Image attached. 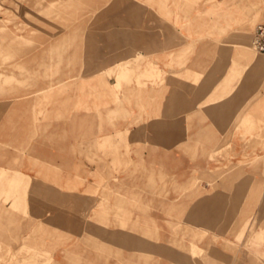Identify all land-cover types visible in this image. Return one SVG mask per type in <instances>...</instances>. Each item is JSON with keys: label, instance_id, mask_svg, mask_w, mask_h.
I'll return each instance as SVG.
<instances>
[{"label": "crops", "instance_id": "obj_1", "mask_svg": "<svg viewBox=\"0 0 264 264\" xmlns=\"http://www.w3.org/2000/svg\"><path fill=\"white\" fill-rule=\"evenodd\" d=\"M185 1L156 0L157 7H147V23L151 24V10H164L173 26L170 34L162 30L148 33L143 45L114 53L132 61L133 87H124L128 83L114 76L108 79L109 87L91 88L86 75L91 68L84 69L83 85L88 87L80 103L74 92L59 98L43 96L51 100L45 109L49 113L46 120L41 115L32 118L26 97L0 98L1 191L11 197L12 184L19 187L10 200L0 198V242L11 235L3 219L12 216L6 209L13 200L32 216L50 219L45 231L50 238L44 243L53 264H264V161L244 165L243 194L235 193L233 180H228L225 199L219 191L176 193L186 186L193 170L200 171L208 163L201 159L193 162L189 153H221L228 145H220L225 132L219 136L217 130L219 126L226 130L248 102L244 93L236 95L243 77L249 75L251 82L264 88V70L261 72L259 63L264 57L254 55L241 38V34L250 33L252 41L256 25L264 21V0H201L195 12L193 7H184ZM199 42L212 43L210 64L200 61L203 56L197 54L208 49L201 46L193 65L174 69V64H184L181 58ZM103 62L90 73L106 69L101 68ZM184 73L193 76L192 97L187 95L186 80L175 78L166 80L164 85L169 84L162 88L139 89L147 84L142 81L145 77L163 79L165 74ZM89 91L95 93L89 95ZM258 96L240 120L248 132L264 122V94ZM92 108L100 111L99 117ZM117 111L124 117L115 118ZM203 120L210 125L204 127ZM30 129L32 138H28ZM123 134L140 139L139 145L130 143L129 149V154L138 156H131L126 163L130 169L138 166L140 172L114 178L108 184L110 191H103L106 183L101 181L111 161L90 162L87 155L96 139ZM187 137L194 139L191 144ZM247 140L248 136L237 148L245 159L253 152ZM256 153L264 157V147L259 146ZM156 180L155 185L165 189L161 195L145 189L149 181ZM201 186L208 184L202 182ZM221 200L225 204L220 205ZM24 225L12 235L23 237L32 232ZM37 226L34 232L39 236L44 231Z\"/></svg>", "mask_w": 264, "mask_h": 264}, {"label": "rangeland", "instance_id": "obj_2", "mask_svg": "<svg viewBox=\"0 0 264 264\" xmlns=\"http://www.w3.org/2000/svg\"><path fill=\"white\" fill-rule=\"evenodd\" d=\"M139 1H142L141 4H138ZM184 4L186 5L184 7L188 10L193 7V12H195L198 4L200 6L201 0H186ZM157 5L156 0H0V98H3L4 95L12 98L26 97L28 100L27 111L32 114L33 119L36 118L35 115H41L44 120L49 119V113L45 109L50 106L51 100H46L43 96L49 99L52 95H55L59 98L61 96L66 97L67 92H74L77 104H79L82 96L86 94V87H88L83 85V70L91 68L89 69L91 72L102 61L104 62L101 68L105 67L106 69L102 70L101 73L87 71V82H91V88L97 86L109 87L108 79L109 81L110 78L113 80L114 76L122 78L128 83L123 84L124 87H133L135 84L130 83L132 61L126 57L115 56L114 53L128 47L143 45L148 33H159L162 30L166 34H170L173 26H171V20L164 13V10L158 8L155 11L151 10V24L148 25L147 23L149 18L147 7H157ZM158 18L162 19L163 22H158ZM153 20L156 21L155 24ZM226 34L223 36H226ZM241 38L244 42H248L251 39V34L243 33ZM211 45L212 43L199 42L186 52L185 58H181V60H184V64H174V69H182L185 65L188 67L193 65L196 59L193 57L199 52L201 46L204 50L207 47L208 49L203 54L199 53L197 55L203 56L199 57L200 61L203 59L205 60L204 63L210 64L211 54L209 49L212 47ZM110 56L114 57L110 58ZM262 68L261 72L264 70V66ZM95 70L98 72V69ZM89 74H91L90 77H88ZM248 76L246 74L243 77L242 84H240L241 89L239 88L236 93V95L244 93V97H242L248 102H244L242 105L244 108H240V111L235 113L234 119L227 124L228 128L226 130L222 128L223 126H219L220 129L217 130L219 136H222V133L225 132L220 145L223 147L227 143L228 145L225 149L222 148L224 150L220 148L221 153L198 155L192 152L189 153L188 155L193 162L201 159L204 162L208 161V163L200 171L193 170L186 186H182L180 191L177 190L176 193H186L188 195L200 190L207 195L210 192L219 191L225 199L229 188L228 180H233L236 183L234 186L235 193L243 194L244 187L241 185V179L244 165L249 166L260 162V160L264 161V157L259 158L256 153L259 146L264 147V122H261L259 129L251 132L246 131L244 126L240 125L241 118L254 106L260 92L264 94V88L251 82ZM172 78L186 80L187 95L188 97L193 96L195 92L193 76L185 73L182 75L165 74L163 79L154 77L150 80L145 77L142 81L147 84L142 85L139 89L145 91L149 86H161L162 88L166 84L168 85ZM166 80L168 82L164 85ZM66 81L74 84H62ZM261 82L264 86V76ZM242 87H245V90ZM50 88L54 89L44 91ZM106 89L114 97L113 92L108 88ZM50 92H53V94H50ZM93 93L95 92L89 91V95H93ZM122 96L125 97L126 95ZM94 97L99 98L98 96ZM115 102L119 104V101ZM36 110L38 113H36ZM97 110L91 109L99 117L100 111ZM114 117L122 118L124 113L122 115L117 111ZM201 123L204 127L210 125L208 120H203ZM33 124L34 122H32V126ZM31 130H28V138H32L34 135ZM188 130L189 133L190 128ZM246 136L250 139L247 140L246 145L253 147L252 155L247 159H245L246 156H241L239 149H237ZM129 138V134H123L106 140L98 141L96 139L91 144L90 153L87 155L90 162L111 161V168L101 181V183H106L103 191H110L108 184L114 178L131 177L140 172L139 169H136L138 166L130 169V163L126 164L131 156H138L133 153L129 154L130 143L131 146L140 144L138 137L132 136ZM191 139L193 138L187 137L185 139L187 144H191ZM233 161L235 164L230 165ZM216 166L220 168L213 170ZM14 176L17 175H12V177ZM3 177V171H1L0 179ZM163 180L164 178H161L160 182L163 183ZM2 182L0 180V198L3 197L4 201H8L13 194L16 195L19 192V187L12 184L9 191V194L12 195L10 197L2 194L1 190L4 188ZM156 182L157 180L155 182L149 181V185L145 189H148L150 193L161 195L165 189L155 185ZM202 182L208 184V186L202 187ZM230 188L233 187L230 186ZM223 203L225 204L222 200L219 202L220 205ZM6 213L12 215L8 219H3L6 220L4 226L10 228L11 235L4 243L0 242V264H53L51 251L44 243L49 241L50 238L48 234H45L50 219L32 216L26 208L21 209L18 201L13 200L9 208L6 209ZM20 214H22V217L15 216ZM237 221L238 218L236 217L235 227ZM24 224H27L28 230H32V232L23 237H20L19 234L12 235L20 227H25ZM36 226L37 228H43V234L36 235V232H34ZM252 227H254V224ZM236 241L239 242L240 240L236 239ZM190 252L193 254L191 250ZM202 252L204 251L199 253Z\"/></svg>", "mask_w": 264, "mask_h": 264}, {"label": "built area", "instance_id": "obj_3", "mask_svg": "<svg viewBox=\"0 0 264 264\" xmlns=\"http://www.w3.org/2000/svg\"><path fill=\"white\" fill-rule=\"evenodd\" d=\"M253 47L262 55H264V22L259 23L253 33L252 37Z\"/></svg>", "mask_w": 264, "mask_h": 264}, {"label": "bare ground", "instance_id": "obj_4", "mask_svg": "<svg viewBox=\"0 0 264 264\" xmlns=\"http://www.w3.org/2000/svg\"><path fill=\"white\" fill-rule=\"evenodd\" d=\"M264 22V21H263ZM262 23V22H261ZM257 26V25H256ZM253 33H254V31H253ZM250 37V36H249ZM252 37H253V35H252ZM246 41V40H245ZM251 42L252 41H250V39H249V41L248 42H245L246 44H245V46L247 47V49H249L250 51H252L253 52V54L254 55H256V54H258V55H262L261 53H259L254 47H253V45H251ZM246 53V52H245ZM249 56V55H248ZM263 57H264V55H262ZM259 62H260V65L261 66H264V59H259Z\"/></svg>", "mask_w": 264, "mask_h": 264}]
</instances>
